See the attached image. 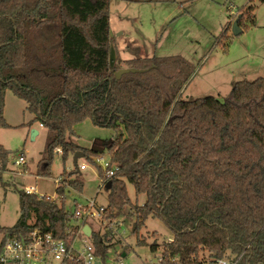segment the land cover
<instances>
[{
  "label": "trees",
  "instance_id": "obj_1",
  "mask_svg": "<svg viewBox=\"0 0 264 264\" xmlns=\"http://www.w3.org/2000/svg\"><path fill=\"white\" fill-rule=\"evenodd\" d=\"M111 1L0 0V128H11L3 111L12 92L32 116L24 126L47 131L41 175H50L55 154L65 160L83 152L98 168L100 189L111 182L106 220L128 206L136 217L134 233L149 218L172 232L161 264H264V78L236 82L223 100H184L181 92L196 66L181 56L121 60L116 53L111 67ZM253 11L240 10L239 27L246 28L244 18L256 26ZM230 24L221 39L230 40ZM124 68L141 72L118 79ZM86 120L115 132L108 146L111 175L97 164L99 152L69 140ZM7 157L0 145L2 170ZM60 179L58 201L18 192L19 218L13 227H0V255L7 240L27 242L33 231L67 245L87 238L67 207L68 195L82 192L83 175L76 168ZM127 183L146 197L142 205L131 202ZM90 238L104 264L109 248L93 230Z\"/></svg>",
  "mask_w": 264,
  "mask_h": 264
},
{
  "label": "rangeland",
  "instance_id": "obj_2",
  "mask_svg": "<svg viewBox=\"0 0 264 264\" xmlns=\"http://www.w3.org/2000/svg\"><path fill=\"white\" fill-rule=\"evenodd\" d=\"M250 6L254 7L256 26H251L244 18L246 28L239 27L242 33L234 36L233 22L241 16L240 10ZM109 16L110 37L121 60L181 56L196 66L191 82L181 92L184 100L208 96L223 100L236 82L264 78V2L261 0H153L142 3L112 0ZM231 20L227 33L230 40L221 39ZM3 116L11 128H0V145L8 151L6 168L2 170L0 166V227L9 228L19 218V191L33 187L36 194L58 201L57 181L63 172L75 171L76 167L75 153L65 160L61 154H55L49 167L50 175H41L47 131L39 124L32 128L24 126L32 116L26 111V103L12 92L6 94ZM32 129L39 131L34 139ZM115 136L114 131L96 127L86 120L74 127L69 140L80 148L99 152L101 155L96 162L104 168L110 161L108 146ZM21 155H24L25 163L16 165ZM83 164L87 168L80 170L83 190L68 195L67 207L72 211L73 203L87 206L94 200L95 212L106 209L108 193L106 189H100L97 166L79 159L78 168ZM127 191L133 204L145 202L146 197L137 196L132 184L127 183ZM108 221L95 217L84 224L92 227L102 238L103 245L109 248L104 264H161L162 245L173 238L161 220L149 218L134 233L136 217L130 214L127 206L118 218ZM78 223L81 225L83 221ZM85 240L88 244L93 243L92 238L82 241L77 237L74 240L77 252H82ZM139 240H145L146 244H139ZM2 242L0 234V247ZM154 243L159 244L156 252L151 250ZM208 256L206 253L204 257ZM45 264L60 262L48 259Z\"/></svg>",
  "mask_w": 264,
  "mask_h": 264
},
{
  "label": "built area",
  "instance_id": "obj_3",
  "mask_svg": "<svg viewBox=\"0 0 264 264\" xmlns=\"http://www.w3.org/2000/svg\"><path fill=\"white\" fill-rule=\"evenodd\" d=\"M40 127H42V125H40ZM24 163L25 158L21 155L19 160L16 162V165H22ZM86 169L85 164L81 165L79 168V170L82 171ZM103 169L108 175L113 173L110 162L105 163ZM60 182L61 179L57 181L58 184H60ZM25 192L29 195L36 194L33 187L28 188ZM43 196L44 195L40 197L42 198ZM72 207L74 209V218L78 221H83L81 229L85 224L84 222L90 221L95 217H100L103 219V222L108 221L103 216L105 209L100 208L97 212L94 211V209H97L94 200L90 201L87 206L73 203ZM83 240L84 238L82 241ZM73 243L71 245H67L63 241L55 240L49 233L42 234L38 231H33L27 242L15 239L7 240L3 247L2 254L0 255V264H45L48 259H53L54 261L60 262V264H65L67 260L82 262L83 264H97L98 259L95 256L92 244H88L85 240L82 252H77L74 249ZM217 263L238 264V260H219Z\"/></svg>",
  "mask_w": 264,
  "mask_h": 264
},
{
  "label": "water",
  "instance_id": "obj_4",
  "mask_svg": "<svg viewBox=\"0 0 264 264\" xmlns=\"http://www.w3.org/2000/svg\"><path fill=\"white\" fill-rule=\"evenodd\" d=\"M239 19L237 18L233 24H232V33L234 36H237L239 34L242 33V30L239 28ZM116 51L115 49L112 47L111 49V55H110V65L111 67H114L115 65V61H116ZM141 71L139 70H136V69H128V68H124V69H121L119 70L117 73H116V77L118 79H120L124 74H128V73H139ZM38 130L36 129H32L31 130V136H32V139H34L37 135H38ZM85 157V154L83 152H77L75 153V156H74V164H75V167L78 168V160L79 159H84ZM111 187V182H109L105 189L109 190ZM136 225L134 226V229H135ZM134 231V230H133ZM82 233L87 237V238H90L91 235H92V229L89 225H84L83 228H82ZM97 264H101V262H97Z\"/></svg>",
  "mask_w": 264,
  "mask_h": 264
},
{
  "label": "crops",
  "instance_id": "obj_5",
  "mask_svg": "<svg viewBox=\"0 0 264 264\" xmlns=\"http://www.w3.org/2000/svg\"><path fill=\"white\" fill-rule=\"evenodd\" d=\"M238 18V17H237ZM232 22V20L230 21V23ZM232 27V26H231ZM241 28V27H240ZM39 132V131H38ZM38 135H39V133H38ZM24 156V155H23ZM25 158V157H24Z\"/></svg>",
  "mask_w": 264,
  "mask_h": 264
}]
</instances>
